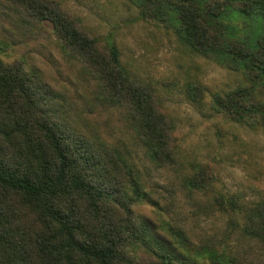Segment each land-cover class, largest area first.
<instances>
[{
  "label": "rangeland",
  "instance_id": "374dc122",
  "mask_svg": "<svg viewBox=\"0 0 264 264\" xmlns=\"http://www.w3.org/2000/svg\"><path fill=\"white\" fill-rule=\"evenodd\" d=\"M55 1L103 46L115 42L128 73L154 88L174 133L176 164L154 159L124 108L105 99L99 81L58 41L49 21H28L5 0H0V57L19 59L42 75L63 126L112 148L135 179L127 192L135 197L136 214L166 240L178 263L264 264V235L243 227L245 214L264 201V119L241 115V107L220 99L245 88L244 104H264V81L227 52L234 40L263 35L264 21L241 12L242 0H226L207 53L185 41L174 15L160 3ZM201 169L205 181L195 184L192 176Z\"/></svg>",
  "mask_w": 264,
  "mask_h": 264
},
{
  "label": "trees",
  "instance_id": "16d2710c",
  "mask_svg": "<svg viewBox=\"0 0 264 264\" xmlns=\"http://www.w3.org/2000/svg\"><path fill=\"white\" fill-rule=\"evenodd\" d=\"M5 1L28 21H49L58 41L99 81L105 99L124 108L154 159L176 164L174 133L156 92L128 73L115 42L103 46L55 0ZM142 1L160 3L174 15L186 42L211 51L212 28L226 0ZM238 9L264 21V0H242ZM227 52L264 81V34L234 40ZM247 93L243 88L220 99L241 107V115L264 119V104H244ZM52 95L38 72L28 71L19 59L0 57V264H184L136 214L135 197L127 192L135 181L130 169L113 157L109 145L96 146L63 126ZM192 177L195 184L205 181L202 169ZM251 210L243 227L262 236L264 201Z\"/></svg>",
  "mask_w": 264,
  "mask_h": 264
}]
</instances>
